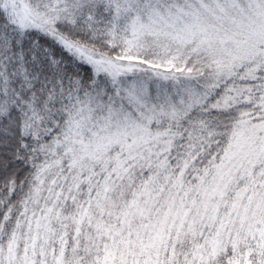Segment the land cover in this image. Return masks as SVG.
Here are the masks:
<instances>
[{"label":"snow or ice","instance_id":"1","mask_svg":"<svg viewBox=\"0 0 264 264\" xmlns=\"http://www.w3.org/2000/svg\"><path fill=\"white\" fill-rule=\"evenodd\" d=\"M0 264H264V0H0Z\"/></svg>","mask_w":264,"mask_h":264}]
</instances>
